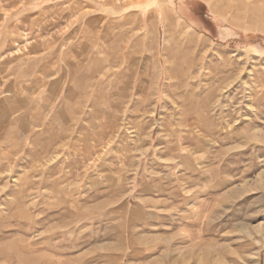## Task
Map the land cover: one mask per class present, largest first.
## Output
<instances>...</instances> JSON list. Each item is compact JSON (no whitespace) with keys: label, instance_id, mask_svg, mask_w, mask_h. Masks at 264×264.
Instances as JSON below:
<instances>
[{"label":"rangeland","instance_id":"obj_1","mask_svg":"<svg viewBox=\"0 0 264 264\" xmlns=\"http://www.w3.org/2000/svg\"><path fill=\"white\" fill-rule=\"evenodd\" d=\"M0 264H264V0H0Z\"/></svg>","mask_w":264,"mask_h":264}]
</instances>
